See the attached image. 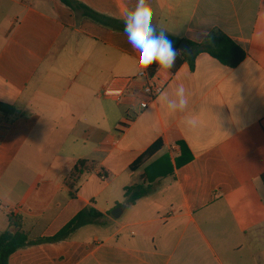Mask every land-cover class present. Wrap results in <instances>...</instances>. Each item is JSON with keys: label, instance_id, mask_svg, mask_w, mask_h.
<instances>
[{"label": "crops", "instance_id": "0c3cea01", "mask_svg": "<svg viewBox=\"0 0 264 264\" xmlns=\"http://www.w3.org/2000/svg\"><path fill=\"white\" fill-rule=\"evenodd\" d=\"M78 1L119 20L136 5ZM26 2L0 0V234L9 215L34 241L79 224L8 263L264 264V0H151L157 30L200 43L219 29L245 57L229 67L202 52L159 70L164 90L143 111L132 110L138 78L121 101L102 93L136 77L124 31L78 18L60 0ZM181 84L188 106L170 113L163 97ZM158 141L161 150L131 170ZM79 159L88 161L80 172ZM158 161L170 177L126 203L124 188Z\"/></svg>", "mask_w": 264, "mask_h": 264}, {"label": "trees", "instance_id": "16d2710c", "mask_svg": "<svg viewBox=\"0 0 264 264\" xmlns=\"http://www.w3.org/2000/svg\"><path fill=\"white\" fill-rule=\"evenodd\" d=\"M67 6H69L77 15L78 18L88 17L103 26L117 31H124V21L119 19H114L103 15L84 3L78 0H60ZM168 38L172 41L173 47L180 53L176 59L174 68L171 71L177 70L185 61L193 62L194 58L202 53L206 52L218 59L222 64L235 67L237 66L245 57L244 50L231 38H229L225 33L219 29H213L203 41L200 43H194L185 39H178L171 35ZM186 42L188 46L192 49L191 54H185L180 50V44ZM157 66L154 64L148 70L150 73H154ZM163 144L161 141L156 142L150 146L138 159L130 166L131 170H137L143 166L147 161H149L154 154L161 150ZM188 158H183V155L176 160V165L181 166L184 164ZM87 160L79 159L74 167V171H82L87 169ZM162 162V161H159ZM155 177L149 176V170L142 175H140V182L127 186L124 188V197L126 198V203L134 204L137 200L145 197L148 193V187L146 182H154ZM262 179L264 180V173L262 174ZM77 219L68 224L61 233L53 238H41L37 241L31 240L22 228V217L19 215H9L8 216V228L0 234V264H9L8 260L10 255L17 249L34 244L35 242L44 240H58L63 238V236L71 231L78 225Z\"/></svg>", "mask_w": 264, "mask_h": 264}, {"label": "clouds", "instance_id": "9594fccd", "mask_svg": "<svg viewBox=\"0 0 264 264\" xmlns=\"http://www.w3.org/2000/svg\"><path fill=\"white\" fill-rule=\"evenodd\" d=\"M123 21L127 41L138 53L137 57L131 59L132 75L144 77L147 70L154 64L158 71H171L174 68L180 53L173 47L172 41L168 38V32L163 29L157 30L153 26L151 0H136L135 7L125 11ZM201 36L206 37L207 32H202ZM163 100L170 113L184 111L189 103L182 84L176 88L171 97L165 95ZM145 106V102L140 100L138 105L132 106V110L136 111L138 107ZM188 123L194 125L195 121L190 120Z\"/></svg>", "mask_w": 264, "mask_h": 264}, {"label": "built area", "instance_id": "2783aa9c", "mask_svg": "<svg viewBox=\"0 0 264 264\" xmlns=\"http://www.w3.org/2000/svg\"><path fill=\"white\" fill-rule=\"evenodd\" d=\"M137 78L142 81V86L139 89H133L131 94L132 96H142L140 100H143L146 106L140 108V110H146L149 106L157 101L166 84V80L161 77L157 69L154 73H150L149 70H147V74L144 77L136 76L115 79L113 82L104 87L102 93L104 95L113 96L118 101H121L124 98L125 90L131 87ZM101 178L106 179V176L101 175Z\"/></svg>", "mask_w": 264, "mask_h": 264}, {"label": "rangeland", "instance_id": "374dc122", "mask_svg": "<svg viewBox=\"0 0 264 264\" xmlns=\"http://www.w3.org/2000/svg\"><path fill=\"white\" fill-rule=\"evenodd\" d=\"M27 1V0H24ZM30 2V0H28ZM26 2L27 4H29ZM149 172L152 173V175H155L157 178L163 177L164 179H168L170 177V174L165 171V163L163 162H153L149 167H148ZM139 178V177H138ZM136 178V180L138 179ZM259 186L262 190V193L264 195V187L262 185V182L260 181ZM160 195V194H159ZM123 205V204H121ZM262 248V246H261Z\"/></svg>", "mask_w": 264, "mask_h": 264}, {"label": "water", "instance_id": "95a60500", "mask_svg": "<svg viewBox=\"0 0 264 264\" xmlns=\"http://www.w3.org/2000/svg\"><path fill=\"white\" fill-rule=\"evenodd\" d=\"M180 50L185 53V54H191L192 53V49L188 46V44L186 42H182L180 44ZM125 208V205H121L117 208H115L113 211H112V215L114 217H119L122 213V211L124 210Z\"/></svg>", "mask_w": 264, "mask_h": 264}]
</instances>
